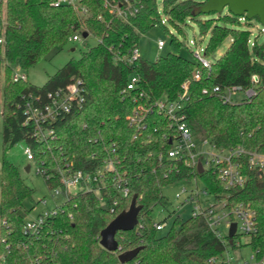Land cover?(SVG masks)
Wrapping results in <instances>:
<instances>
[{"label": "trees", "instance_id": "1", "mask_svg": "<svg viewBox=\"0 0 264 264\" xmlns=\"http://www.w3.org/2000/svg\"><path fill=\"white\" fill-rule=\"evenodd\" d=\"M53 1L0 0V26L5 37L0 49L3 150L20 142L29 146L32 160L50 189L62 187L58 167L72 162L74 168L96 172L106 157L117 155V171L129 192H119L115 172H109L99 193L83 189L65 197L52 208L37 233H25L31 210L25 200L32 198L34 190L24 182L18 166L4 155L0 162V264H214L210 259L222 254L225 245L203 215L186 219L177 215L165 233L154 226V205L166 204L162 188L194 176L210 193L226 197L229 205L242 202L256 211L257 232L248 237L247 244L262 256L264 172L250 168L244 159L245 183L226 190L211 168L191 170L169 157L174 130L158 111L148 113L146 126L139 130L127 120L138 103L149 104L164 96L175 99L183 90L182 84L190 80L185 112L196 138H208L220 147L242 145L247 150H263L264 45L250 43L251 32L240 25L247 17L234 15L229 9L195 14L207 0H162L161 5L159 0H141L140 9L128 20L111 11L112 4L120 5L123 0H79L88 9L86 15H80L71 4L52 5ZM160 10L179 32L180 24L190 19L202 36L209 33L205 57L226 38L231 37V43L206 67L197 56L192 60L181 55L185 44L163 23ZM202 17L208 18L204 21ZM156 25L171 34L170 51L154 60L141 56L132 63L127 61L132 49L138 47L139 35ZM82 27L98 39L97 44L67 61L43 85H35L28 78L12 79L15 64L28 70L54 47H63ZM196 69L199 79L192 76ZM132 74L139 76L138 87L124 91ZM252 74H257L260 82L248 100L224 103L213 93H202L203 88L211 90L216 85L247 87ZM75 80H81L82 104L50 123L54 137L39 140L34 125L25 123L27 100L44 106L50 92ZM138 92H143L141 98ZM135 96L139 100L135 101ZM135 196L141 206L135 227L117 232L118 250L105 249L100 244L101 230L128 210ZM136 247L141 249L132 260L120 262L121 252Z\"/></svg>", "mask_w": 264, "mask_h": 264}, {"label": "built area", "instance_id": "2", "mask_svg": "<svg viewBox=\"0 0 264 264\" xmlns=\"http://www.w3.org/2000/svg\"><path fill=\"white\" fill-rule=\"evenodd\" d=\"M61 3L71 4L80 15H86L88 13V9L81 6L79 0H55L51 4L59 5ZM140 6L141 0H123L120 5L112 4L111 11L119 18L128 20L130 16L138 12ZM79 38L80 36L76 32L70 39L79 40ZM4 44L5 37L2 35V28L0 26V49L4 47ZM164 45L163 40L158 41L159 48H162ZM195 54L204 66H210V61L205 57H200L199 52ZM139 57L141 55L139 54L138 47H135L127 57V61L132 63ZM192 76L194 79H199L200 71L196 69ZM12 79L14 81L20 79L25 80L27 79V75L25 73H13ZM139 81L138 75H130L124 91L136 89ZM250 81L251 83L247 87L231 85L222 88L216 85L211 90L209 88H203L202 93H213L224 103L240 102L248 100L256 94V89L260 82L258 75L252 74ZM189 83L190 80H186L182 84L183 90L175 99H169L164 96L149 104L143 102L138 103L133 111L127 115L129 124L135 125L138 130L144 128L146 126L144 119L148 113L153 110L158 111L159 114L167 119L169 127L174 130L170 138L171 148L168 151L169 157L183 162L191 170L199 171L198 165L200 163L203 171L211 168L223 182L226 190L236 185L242 186L245 183V176L242 173L244 159L247 160L250 168L264 172V149L247 150L242 145L220 147L208 138L199 139L194 136L187 123V114L185 112L189 98ZM138 93L141 98L143 92ZM239 93L242 94L241 98L236 97ZM48 96L50 100L44 106H34L31 100H27L25 108V113L27 114L25 123L31 122L34 125L35 136L39 140L44 141L55 136L54 128L49 126L52 121L61 114L71 111L73 107H79L82 104L84 96L81 80H75L66 88H60L54 92H50ZM134 100L137 101L139 98L135 96ZM134 136L137 135L135 134ZM164 137L168 138L169 135L165 133ZM25 153L27 154V158L33 159V153L29 146H26ZM118 163L119 158L117 155H109L104 159L103 164L96 172L74 168L72 162L67 163L64 168H57V173L62 183V187L59 186L58 188L62 190L66 198L83 189L95 190L99 193L100 186L104 184L106 174L114 171L116 188L123 195H127L129 190L125 185V181L117 171ZM187 180L195 181V184L190 187L182 186L176 193V197L182 198L181 205L186 203L192 205L190 216L203 215L207 220L209 228L222 239L225 245L223 253L212 257L210 262L214 264H264V254L260 256L257 250H253L252 258L255 260L254 263H247L246 261L234 263L228 250L229 247L235 248L241 245V237L245 236L248 238L257 232L256 211L250 205L242 202L229 205L226 197L220 198L210 193L204 185H202V189H199L197 181L200 179L197 176ZM72 190H75V192H72ZM209 198L212 201L207 203ZM52 212L53 210L51 209L39 214L32 221L26 220L24 232L37 233L43 226L46 217ZM234 222L236 223V229L232 237V242H230L229 232ZM154 226L157 230L161 231L168 226V221L166 219L154 221ZM233 243H235V246Z\"/></svg>", "mask_w": 264, "mask_h": 264}, {"label": "rangeland", "instance_id": "3", "mask_svg": "<svg viewBox=\"0 0 264 264\" xmlns=\"http://www.w3.org/2000/svg\"><path fill=\"white\" fill-rule=\"evenodd\" d=\"M161 1L162 0L158 1L159 5H161ZM227 10L228 8L224 9V11ZM160 14L163 23L168 25L170 32L178 35L179 38L184 42L185 46H183L180 50L181 55L195 60V53L199 52L200 57H205L204 50L209 39V33L202 36L199 32L198 25L195 22H192L190 19H188V23L180 24V33L175 27L170 25L162 10H160ZM2 18H4V16H2ZM207 18L208 17H202V20L205 21ZM240 25L251 32V44L254 42L264 44V24H262L256 17L252 19L243 18L241 19ZM83 31H85V28L83 27L78 31V35L80 36L79 40L70 39L63 47H54L42 60L31 66L28 70L22 69L18 63L15 64L13 66V73H25L31 83L39 86L43 85L47 81L48 77L54 74L67 61H69L71 58H79L82 52L87 51L97 44L98 39L94 35L88 34V36L85 37L82 34ZM2 35L4 36V29H2ZM170 38L171 34L168 33L162 25L154 26L152 29L139 35V54L148 60H154L158 56L166 55L171 49ZM159 40H163L165 43L162 48L158 47ZM231 40V37L226 38L211 56L205 58L210 62L217 60L226 51L231 43ZM3 86L4 79L2 77L0 94L1 132L4 98ZM236 97L241 98L242 94L239 93ZM1 132L0 162L5 155L8 160L18 166L24 182L34 190L32 198L25 200V206L31 209L30 213L26 217V220L32 221L39 214L51 210L56 205H60L65 200V195L58 187L52 189L48 187L44 175L38 171L37 163L34 160L27 158V154L25 153L26 145L24 142L17 143L14 147L4 152L1 140ZM28 165L30 166L29 170H27ZM194 182L195 181L183 180L162 188V192L166 196V204H156L153 207L154 221L164 219L168 221V226L161 230V233H165L168 230L175 216L179 215L183 219H186L190 216L192 205L189 203L181 205L182 198H177L176 193L181 189L182 186L190 187L195 184ZM202 185V182L198 180L197 186L199 189H202ZM72 192H75V190H72ZM211 201L212 199L209 198L207 203ZM247 242L248 238L244 236L240 239L241 245L235 248H228L229 255L232 257L234 263H237L238 261H246L247 263L255 262V260L252 258L253 248L250 244H247Z\"/></svg>", "mask_w": 264, "mask_h": 264}, {"label": "water", "instance_id": "4", "mask_svg": "<svg viewBox=\"0 0 264 264\" xmlns=\"http://www.w3.org/2000/svg\"><path fill=\"white\" fill-rule=\"evenodd\" d=\"M228 8L234 15H245L248 19L258 17V20L264 24V0H207L203 5L199 6L196 13L221 12ZM83 36H88V32L84 31ZM264 45V44H263ZM30 166H27V170ZM200 172L203 171L201 163L198 165ZM141 206L136 204V196L128 210H124L116 215L100 232V244L109 251L119 249V242L116 238L118 231H127L135 227L138 221V213ZM236 223H232L230 227V242L234 236ZM141 247H136L127 251H123L118 255V259L122 263L129 262L139 252Z\"/></svg>", "mask_w": 264, "mask_h": 264}]
</instances>
